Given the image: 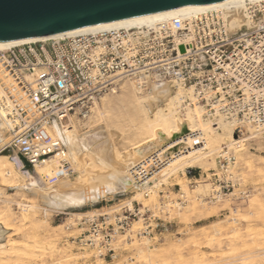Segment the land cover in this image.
Segmentation results:
<instances>
[{
	"label": "built area",
	"instance_id": "built-area-1",
	"mask_svg": "<svg viewBox=\"0 0 264 264\" xmlns=\"http://www.w3.org/2000/svg\"><path fill=\"white\" fill-rule=\"evenodd\" d=\"M234 6L179 15L152 25L80 33L11 45L0 49V153L13 151L25 170L50 157L60 159L61 175L73 172L52 123L85 119L94 103L128 81L138 91L169 84L186 90L183 107L200 106L208 116L235 122L234 133H264V0L244 1L240 25L232 28ZM32 78L27 80L25 74ZM187 147H205L203 133L189 137ZM175 152V153H177ZM151 153L131 173L144 181L169 158ZM235 154L223 144L216 167L226 171ZM28 172V170L24 171ZM216 174V173H213ZM213 189L221 196L224 185ZM212 196V197H214ZM108 215L85 217V230L70 237L79 248L93 251L98 264H111L119 236L132 232L140 207L123 205ZM138 219V218H137ZM149 218L134 236L150 235ZM131 237H129L130 239Z\"/></svg>",
	"mask_w": 264,
	"mask_h": 264
},
{
	"label": "bare ground",
	"instance_id": "bare-ground-1",
	"mask_svg": "<svg viewBox=\"0 0 264 264\" xmlns=\"http://www.w3.org/2000/svg\"><path fill=\"white\" fill-rule=\"evenodd\" d=\"M244 1L259 0H227L197 8L175 9L149 16L87 25L53 34L0 41V49L11 45L44 40L47 38H57L117 28L152 25L161 20L170 19L179 15L192 16L207 10L225 8L231 5L237 9V13L232 19L230 25L232 28H238L241 17V13L238 9L242 6ZM25 77L27 80H31L32 78L29 73H26ZM125 82L126 81L121 83L120 96L116 94L119 98L115 97V99L118 98L116 104V108L118 110L115 109V111L118 112H115L114 110H112V112L114 111V113L118 114L112 118L111 122L113 123V127L119 130L121 135L124 136L123 131H128V133H131L130 135L132 139H137L135 142L133 141L134 143H132L130 152H121L116 150L113 146L112 134L107 133L105 127L101 124H95L90 126L87 130L79 132L75 128V121L73 122L74 117H70L69 121L66 123L60 124L53 122L50 132L61 139L66 150V159L68 160L70 166L79 169L80 173L77 178L75 179L67 176H60L62 171L60 159L50 157L34 166L35 173L38 177L36 180H32L30 173H26L16 166V162L18 161L16 157L0 154V180L5 183L4 185L14 189L15 193H22L31 199L39 200L43 204L42 209L46 212L79 214L78 212H71L69 209L92 205L106 200L108 197L113 199L118 194H134L133 196H130L128 201L124 200V202H127V205L129 206L131 205V199H139L142 193H145L146 195L151 193V199H155L156 190L154 188H158L160 185L167 182L169 178H172V176L174 177L179 172L183 174L185 169L193 167V164L204 167L209 163L213 166L214 157L212 155L219 152L223 144H227L229 149L232 148L234 154L242 153L246 155L248 153V150L243 142L255 137L256 135H253L252 130H250L251 132L249 136L243 137V135L239 136L243 138H235V122L233 120H227L220 116V118L215 121L216 123L218 122V129L215 122H211V120H203L201 116L202 108L200 106H195V108H193L195 109L194 111H191L190 108H186V110L182 112L183 114L177 116L179 106H182L183 97L186 93H188L184 92V87L177 86L176 89H173V87L169 84H161L153 85L149 91L141 92L138 91L132 83L129 82V84H127ZM110 103L111 101L105 97L100 98L99 105L97 102L94 103V110L99 118L106 116L107 114L105 113H109L111 108H113ZM114 103L115 102H113V104ZM96 104L98 106H96ZM109 118L111 119L110 116H108V119ZM197 131H201V133H203L205 147H191L177 152V147H179L180 144H185L188 147L190 143L189 137H191L192 134L197 133ZM4 133L3 123L0 122V136H3ZM124 137L121 136V138ZM219 143H222V145H218ZM154 152L158 153L157 155L163 159L169 158L157 171H153L150 177L144 181H138L135 177H133L130 169ZM86 155L93 158L95 169L83 170V161ZM207 157H209V159ZM258 157L259 162L264 163V156ZM248 159L249 158H247V160ZM253 165L254 164L251 162H248L247 167L252 169ZM178 184L181 183L178 182ZM255 199L256 201L260 200L258 203L256 202L259 210L257 212H261L263 215L264 202L261 201L262 199H258L256 197ZM20 204H22L21 207H23V210L25 211H23L24 213L28 210L36 208L34 204ZM257 205H255L256 207L254 206L256 209ZM3 211V217H0V264H9L8 260H10V257H14L15 260H22L21 258L25 257V254L31 251L30 249L42 247L44 244L46 246V243H49V235L40 236V233L36 228H32L30 230L28 229V232L24 233V235H27V238L23 240L22 243H16L15 239L8 240L6 244L3 243L2 240H4L9 233H12L11 230H13L10 224L7 223L13 216V211H11L7 206ZM207 212H209V210ZM238 214L240 215L241 213ZM260 214H257L258 216L256 215V217H260ZM234 216L231 218L233 219L231 221L232 224L236 222V218ZM244 217L245 216H243V218ZM21 218L22 221H26L28 217L23 215ZM220 225L215 224L209 232L204 229L202 231L197 230V232L200 231V233H198L199 236L200 234L203 235L206 238L207 243H211L212 240H215L214 236L216 234H220L223 223L221 226ZM226 225L228 226V224ZM59 226L60 225H57L55 227L58 228ZM262 226L263 227H260L259 229H250L247 233L245 232L246 234H242L247 235V237L250 236L253 240L255 238L256 240V237L260 238L264 235V223ZM231 227L234 229L236 225H231ZM14 230L19 233L23 232L20 228H16ZM59 230L61 231V229ZM223 231L225 232V230ZM225 234H227V231ZM55 235L57 234L55 233ZM233 235L235 234L232 233L231 236ZM203 236L201 238H203ZM253 240L252 242L255 241ZM185 242L187 243V241ZM145 243L147 244V242ZM207 243L204 245H207ZM188 246H190V244ZM46 247H48V245ZM145 248L146 247H144V250ZM171 248L172 246L169 249H159V251L144 254L143 250L138 247L139 251L138 254H136L139 259L141 258L144 264H171L168 262V259L171 258L173 253L179 252L178 248ZM212 248H210V253ZM184 249L186 250V247H184ZM22 255L23 257H21ZM193 255L191 264H210L209 262L202 263L203 257H199L198 253H194ZM26 257L28 258L29 256ZM253 257L250 256L251 260H253ZM172 260L173 259H171V262ZM242 261L244 263V259ZM242 261L238 264H243ZM180 262L182 264L186 263L182 261Z\"/></svg>",
	"mask_w": 264,
	"mask_h": 264
},
{
	"label": "rangeland",
	"instance_id": "rangeland-1",
	"mask_svg": "<svg viewBox=\"0 0 264 264\" xmlns=\"http://www.w3.org/2000/svg\"><path fill=\"white\" fill-rule=\"evenodd\" d=\"M125 83L129 84L128 81ZM173 89H176V87ZM183 90L186 92L185 89ZM120 92L121 88H119L116 93L103 96L110 100V104L113 106L109 113H105L110 116L111 119H108L107 115L99 118V116L95 113V106H93L92 113L89 117L80 119L75 116L73 118V122L75 121V128L79 132H83L95 124H101L105 127L107 133L112 134L113 146L116 150L121 152H130L132 143H134L137 139H132L130 135L131 133H128V131H123L124 137L120 134L119 130L113 127V123L111 122L112 118L118 114L114 113V111L115 109L118 110L116 108V104ZM115 97L118 98L115 99ZM96 102L99 105L100 99ZM113 102L115 103L113 104ZM97 104L96 106H98ZM186 108H190L191 111L195 110L193 109L195 106L182 107L180 105L177 116L183 114L182 112H184ZM112 110L114 111L112 112ZM207 115L208 114L204 111V108H202L201 116L203 120H211V122H215L220 118L218 116L214 117ZM217 123L215 122V125L219 129V125ZM120 135L124 138H121ZM249 135L250 133L247 132L243 137ZM234 137L237 139L243 138ZM243 143L245 144L248 153L246 155L242 153H235L234 162L230 163L225 172L219 171L218 168H215L217 154L215 153L212 155L214 157L213 162L215 165L213 164V166H211L208 163L206 166L201 167L193 164V167L186 168L183 174L179 172L174 177L172 176V178H169L167 182L163 183L158 188H154L156 190L155 199H151V193L148 195L142 193L139 199H131L132 205L140 207L141 215L134 218L135 221L132 222L131 226L132 232L123 233L124 235L119 236L116 240L115 245H118L120 248L117 251L118 256L111 264H141L142 260L137 256L139 249H142L144 254H148L159 251L161 247L162 248L160 250H163L169 249L171 246V249H179L178 253H173L171 258L168 259V262L171 264L172 262L173 264H182L180 261L186 262L185 264H191L194 253H198L199 257H203L202 263L238 264L244 259V263L242 261L243 264H264V235L260 238L256 237V240L254 238L255 241L250 236L247 237V235H245L250 229L255 230L263 227L262 224L264 223V214L262 215L261 212V214L257 212L259 210L256 202L258 203L260 200L256 201L255 199L256 197L258 199H262L261 201L264 202V163H261L258 160V156H264V133H260ZM218 145H222V143H219ZM0 154L16 157L15 153L11 150ZM207 158L209 159V157ZM247 158L249 159L247 160ZM247 161L254 164L252 169L247 167ZM72 169L73 172L67 177L76 179L80 171L76 167H72ZM86 169H95L93 158L89 155H86L83 161V170ZM21 170H28V173L32 176V180H36L38 177L35 173V169H28L25 167V170ZM178 182L181 184H178ZM4 184L5 183L0 180V217H3L2 212H4L3 210L6 206L9 207L10 210L13 211V216L7 223L10 224L13 230H11L12 233H9V235H7L2 242L6 244L8 240L15 239L16 243H22L23 240L27 238V235H24V233H27L28 229L30 230L32 228H36L40 233V236L49 235V243L51 242L50 245L48 242L46 243V246L48 245V247L44 244L42 247L30 249L31 251L29 250L30 252H27L25 257H23V255L21 256L23 257L21 258L22 260H15L14 257H10V260H8L9 264L100 263L102 261L101 259L98 257L93 258L91 256L93 254L91 249L79 248L77 243L72 242L70 237L76 236L85 230L84 228L86 227V224L82 223L85 220V217L104 214L105 217L108 215L112 220L115 213L114 211H122L119 210V208L127 204L124 200L128 201L130 196L134 195L118 194L113 199L108 197L106 200L92 205L69 209V211L78 212L80 215L73 213L65 214L46 212L42 209L43 204L39 200L31 199L22 193H15L14 189L9 188ZM218 185H224L225 188H221V196L216 197L214 196L215 194L212 195V191H214L213 189H218ZM20 203L34 204L36 208L28 210L24 213L25 211L23 210V207H21L22 204ZM255 205H257V209L255 208ZM250 206L253 207L251 208ZM208 210L209 212H207ZM254 212L260 214V217H256L257 214ZM238 213H241L242 215H239ZM23 215L28 217L26 221L21 220V216ZM233 216L236 218V222L232 224L231 221L233 219L231 218ZM243 216L245 217L243 218ZM147 218H149V222L153 226L156 224V227H154L150 235L141 236L139 238L135 237L134 231L141 228L143 221H147ZM215 224L222 225L221 232L220 234H216L214 236V241L212 240L211 243H207L206 238L201 234L199 236L198 233H200V231L197 232V230L202 231L204 229L209 232ZM226 224H228V226ZM57 225L60 226L56 228L55 226ZM231 225H236L237 228L234 227L233 229ZM16 228H20L23 232L19 233L15 231L14 229ZM59 229H61V231ZM222 229L225 230V232L227 231V234H225ZM55 233L57 235H55ZM232 233L235 234L233 235L234 237L231 236ZM202 236L203 238H201ZM129 237L131 238L129 239ZM234 238H237L238 240ZM251 239L255 243L252 242ZM185 241H187V243ZM145 242H147V244ZM206 243L207 245H204ZM189 244L190 246H188ZM144 247H146L145 250ZM184 247H186V250ZM210 248H212V254L210 253ZM183 251L187 252L184 253ZM26 256H29V259ZM250 256H254L255 259L253 257V260H251ZM171 259L174 261L172 260L171 262ZM142 264L144 263L142 262Z\"/></svg>",
	"mask_w": 264,
	"mask_h": 264
},
{
	"label": "water",
	"instance_id": "water-1",
	"mask_svg": "<svg viewBox=\"0 0 264 264\" xmlns=\"http://www.w3.org/2000/svg\"><path fill=\"white\" fill-rule=\"evenodd\" d=\"M223 1L227 0H0V41Z\"/></svg>",
	"mask_w": 264,
	"mask_h": 264
}]
</instances>
